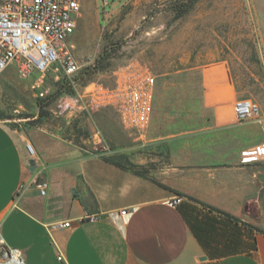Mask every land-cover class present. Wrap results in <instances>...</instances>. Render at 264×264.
I'll list each match as a JSON object with an SVG mask.
<instances>
[{
    "label": "crops",
    "instance_id": "obj_1",
    "mask_svg": "<svg viewBox=\"0 0 264 264\" xmlns=\"http://www.w3.org/2000/svg\"><path fill=\"white\" fill-rule=\"evenodd\" d=\"M203 86L199 111L159 113L156 85L147 134L116 125L107 149L73 129L66 139L47 124L0 120L6 245L26 264H264V160H241L264 144V113L239 124L224 111L240 98L219 67ZM27 144L37 152L34 173ZM177 197L183 202L170 206Z\"/></svg>",
    "mask_w": 264,
    "mask_h": 264
},
{
    "label": "rangeland",
    "instance_id": "obj_2",
    "mask_svg": "<svg viewBox=\"0 0 264 264\" xmlns=\"http://www.w3.org/2000/svg\"><path fill=\"white\" fill-rule=\"evenodd\" d=\"M182 1L82 0L69 39L81 71L91 69L90 81L112 85L118 67L147 65L157 76L159 113H195L203 103L204 73L219 67L238 98L258 103L264 113V0H199L179 18ZM95 66L99 71L92 74ZM38 100L32 79H23L18 65L2 74L0 120L13 128L47 124L52 131L61 129L57 132L66 139L73 138L70 129H80V141L93 143L96 131L108 142L107 132L123 127L110 109L71 124L50 115L39 119Z\"/></svg>",
    "mask_w": 264,
    "mask_h": 264
},
{
    "label": "built area",
    "instance_id": "obj_3",
    "mask_svg": "<svg viewBox=\"0 0 264 264\" xmlns=\"http://www.w3.org/2000/svg\"><path fill=\"white\" fill-rule=\"evenodd\" d=\"M81 10L82 0H0V77L11 65H18L20 76L32 79V89L40 99H47L53 83L65 79L73 93L62 94L53 102L49 108L53 119L71 124L92 120L98 112L110 109L127 131L145 136L152 119L157 76L149 66L130 62L113 72L112 85L99 81L81 85L77 80L81 66L74 55L75 46L69 43ZM224 111L232 113L239 124L261 115L260 105L250 99H239ZM92 139L107 149L100 131ZM27 151L31 158L37 156L32 144H27ZM241 160H264V144L242 152ZM39 188L41 195H46L48 183L43 181ZM182 202L183 198L177 197L168 203L177 207ZM134 211L122 210L120 215L131 216ZM87 219L95 222L99 217L89 215ZM56 227L70 228L71 222H61ZM13 258L16 264H26L21 250L6 245L0 227V264H9Z\"/></svg>",
    "mask_w": 264,
    "mask_h": 264
},
{
    "label": "trees",
    "instance_id": "obj_4",
    "mask_svg": "<svg viewBox=\"0 0 264 264\" xmlns=\"http://www.w3.org/2000/svg\"><path fill=\"white\" fill-rule=\"evenodd\" d=\"M199 0H184L182 1V3H180V5H178V8L176 9L177 12V16L183 17L184 15H186L187 13H189L192 8L195 6V4L198 2ZM90 70L91 69H86L83 71H80L79 75L77 76V80L79 81V83L83 86L87 85L88 83L92 82L90 81ZM92 74H95L99 71V68L97 66L94 67V69L92 70ZM65 93H73V89L71 87V85L69 84V82H67L65 79H63L62 81L58 82V83H53V91L50 94V96L47 99H40L38 100V106L41 110V113H39V119H44L45 117H47L48 115H50V113H46V111L49 110V108L52 106L53 102L62 94ZM50 112V111H48ZM79 131V133H81V130H77ZM223 216H225L227 219L231 220V221H237V219H235L234 217H232L229 214L226 213H221Z\"/></svg>",
    "mask_w": 264,
    "mask_h": 264
},
{
    "label": "water",
    "instance_id": "obj_5",
    "mask_svg": "<svg viewBox=\"0 0 264 264\" xmlns=\"http://www.w3.org/2000/svg\"><path fill=\"white\" fill-rule=\"evenodd\" d=\"M29 165H30V171L32 173H34L37 169V164H36V161L34 159H32L30 162H29Z\"/></svg>",
    "mask_w": 264,
    "mask_h": 264
},
{
    "label": "bare ground",
    "instance_id": "obj_6",
    "mask_svg": "<svg viewBox=\"0 0 264 264\" xmlns=\"http://www.w3.org/2000/svg\"><path fill=\"white\" fill-rule=\"evenodd\" d=\"M17 263V261H16V259L15 258H13V259H10V263L9 264H16Z\"/></svg>",
    "mask_w": 264,
    "mask_h": 264
}]
</instances>
